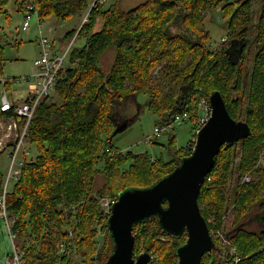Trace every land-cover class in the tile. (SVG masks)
<instances>
[{
    "label": "trees",
    "instance_id": "trees-1",
    "mask_svg": "<svg viewBox=\"0 0 264 264\" xmlns=\"http://www.w3.org/2000/svg\"><path fill=\"white\" fill-rule=\"evenodd\" d=\"M9 2L0 0V14L9 13ZM15 2L19 11L34 4L41 20L88 14L79 29L65 35L71 39L78 31L84 44L72 49L75 65L61 72L54 94L38 106L29 137L37 153L6 197L15 245L24 252L21 264H105L114 243L101 200L149 187L189 156L201 102L215 91L223 94L230 115L246 121L251 132L223 145L199 196L209 228L226 231L237 253L232 255L218 239L202 264H264V225L250 227L248 221L256 207L264 210V0L258 17L255 0H145L129 9L119 0L108 6L100 0ZM217 9L228 19V36L255 29L258 48H248L239 63L228 58L225 44L211 48L206 21ZM100 18L103 26L97 31ZM4 47L0 41V79L5 77ZM110 47L116 53L106 70L101 60ZM250 54L253 62L246 66ZM137 93L148 94L149 107L159 115L157 125L190 114L196 133L173 152L170 132L169 159L113 144L117 126L129 121V115L120 118L118 112ZM248 174L250 181L244 179ZM3 178L0 171V195ZM230 210L234 219L226 230ZM133 232L136 257L148 251L151 264H178L177 249L187 241L186 232L167 233L155 216L135 224ZM8 254L13 258V251Z\"/></svg>",
    "mask_w": 264,
    "mask_h": 264
},
{
    "label": "water",
    "instance_id": "water-1",
    "mask_svg": "<svg viewBox=\"0 0 264 264\" xmlns=\"http://www.w3.org/2000/svg\"><path fill=\"white\" fill-rule=\"evenodd\" d=\"M234 45L233 42L226 53L237 63L231 57ZM243 49L244 46L239 49V56ZM209 101L212 115L197 131L193 152L153 185L127 189L119 194L108 220L114 249L105 264H151V252L134 255L133 229L138 222L154 216L167 233L173 236L187 233V241L177 249L178 264H202L203 256L216 248L208 221L201 213L199 196L223 145L244 139L251 128L246 121L230 115L221 92H213ZM127 125L128 122L118 125L113 135ZM262 217L264 220V210Z\"/></svg>",
    "mask_w": 264,
    "mask_h": 264
},
{
    "label": "rangeland",
    "instance_id": "rangeland-1",
    "mask_svg": "<svg viewBox=\"0 0 264 264\" xmlns=\"http://www.w3.org/2000/svg\"><path fill=\"white\" fill-rule=\"evenodd\" d=\"M117 1L118 0H106L105 3L108 6ZM119 1L125 9H129L145 0ZM262 3L263 0H255L254 2V11L256 17L259 16V10L261 9ZM7 8L9 12L8 14H0V41L5 46L4 75L6 78H14L10 80V84H8V86L11 87L8 89L10 97H12L11 91H13L15 98L24 99L27 95L28 83L18 82L16 80L21 76L30 75L35 72L34 61L40 55L41 51L39 46L40 38L42 36L47 37L55 44L56 49L61 51L65 50L71 39H73H67L65 37L66 33L74 27L79 29L80 26H82L83 23L88 19V14H75L68 20H59L54 16H50L42 19V26H40L38 15L34 13L29 29L17 33L16 28L22 25L26 12L21 10L19 11L17 9L15 0H10ZM222 15L223 13L221 10L217 9L210 13L206 21L208 29L212 35L211 42L214 43V46L224 45L225 41L222 42L221 39L224 36L226 38L228 37V19L223 18ZM103 21V18L99 19V23L96 27L97 31L103 26ZM84 41V39L77 36L74 41L73 48L82 46ZM214 46H211V48H216ZM115 53V48L110 47L103 56L101 64L106 68V70H108L111 63H113L112 61L114 60ZM248 58L246 66H250L252 64V54H250ZM66 63L70 64L69 57ZM3 90L4 86L0 85V91ZM148 100L149 96L145 93H137L132 95L131 98L129 97L127 99L126 106L128 111L126 114L127 116L129 115V122L125 129L119 131L112 137L113 144L123 151L131 150L140 153L147 151L153 156H162L165 159H169L171 157L168 151L170 136L169 134H164L160 137L154 135L155 127L159 122V115L151 110L148 105ZM196 132L194 130V123L191 119L176 123L175 129L172 132L175 136L172 151L174 152L176 148L187 145ZM28 146L32 152L31 156L34 158L37 153V148L29 142ZM8 164V155L5 152L0 153V171L2 176H4L3 180L5 179L8 171ZM97 183L98 185H101L102 177H98ZM14 184L15 183L10 184L9 191ZM260 211L261 210L256 207L250 212L251 214L248 217V221L252 223L250 227L260 226ZM233 219L234 215L230 210L224 217V225L226 230L232 227ZM100 229L101 228L99 227V232H101ZM220 231L224 236H226V231ZM11 251H13V245L9 230L5 220L0 218V264H7L5 258L8 255V252Z\"/></svg>",
    "mask_w": 264,
    "mask_h": 264
},
{
    "label": "built area",
    "instance_id": "built-area-1",
    "mask_svg": "<svg viewBox=\"0 0 264 264\" xmlns=\"http://www.w3.org/2000/svg\"><path fill=\"white\" fill-rule=\"evenodd\" d=\"M100 1L103 2L106 0ZM25 12L26 14L22 25L16 28L17 33L29 29L34 13L38 15L40 26H42L41 17L34 4H27ZM77 34L78 31L72 37L73 39H71L65 50L59 52L55 50L53 42L50 39L44 36L40 38L39 46L41 51L40 55L34 61L35 72L30 75L21 76L16 80L18 82L28 83L27 95L24 99L15 98L13 91H11L12 97L9 95L8 84L14 78L2 77L0 79L1 86H4V90L1 91V111L5 112L4 115H0V153L5 152L9 157L8 171L3 180L0 195V218H3L6 222L13 245V258L8 254L5 258L7 264H21V258L24 254V252L16 248L14 241L15 234L11 229L13 221L9 219L7 213L6 197L9 192V186L11 183H16L20 179L22 167L27 161L33 159L31 156L32 152L28 146L30 126L36 116L38 106L53 94L61 72L75 65V60L71 61L70 59V54ZM226 39L224 36L221 41L224 42ZM211 46H214V43L211 42ZM214 47L217 48L218 46ZM68 57L70 64L66 63ZM201 105L203 112L194 121L197 131L208 122L212 115V107L209 100L203 99ZM189 119L190 114L188 113L177 114L171 121L156 125L154 135L160 137L164 134H169L174 130L176 123ZM193 144L195 146L196 138ZM153 160H155V157ZM250 179L251 176L249 174L245 176V180ZM117 200L118 197L104 198L101 200L102 208L108 216L111 215L113 205ZM210 232L215 241L219 239L224 246L228 247L232 255H236L237 250L234 247H230V241L221 231L210 229ZM239 260L240 258L236 257L235 262L237 263Z\"/></svg>",
    "mask_w": 264,
    "mask_h": 264
},
{
    "label": "flooded vegetation",
    "instance_id": "flooded-vegetation-1",
    "mask_svg": "<svg viewBox=\"0 0 264 264\" xmlns=\"http://www.w3.org/2000/svg\"><path fill=\"white\" fill-rule=\"evenodd\" d=\"M254 23H256V21H254ZM254 30L255 29H252L251 31H249V33L247 35L237 34L235 36H233V35L231 36L230 35V36L227 37V40L225 41L224 44L227 46V48H229L231 46V44L234 42L235 45L233 46V49L231 51L232 52L231 53V57L233 59H236V62L237 63H239L242 60L243 55H244V52H247L248 48L252 47V50H255L257 48ZM242 46H244V49H243L242 54H241L242 56H239L238 55V51H239V49ZM247 58H248V55H247ZM247 58L245 59V63L247 61ZM252 62H253V59H252ZM259 220H260V226L264 225V220H263V217H262V212H261V214H259Z\"/></svg>",
    "mask_w": 264,
    "mask_h": 264
},
{
    "label": "crops",
    "instance_id": "crops-1",
    "mask_svg": "<svg viewBox=\"0 0 264 264\" xmlns=\"http://www.w3.org/2000/svg\"><path fill=\"white\" fill-rule=\"evenodd\" d=\"M82 15H83V13H82ZM73 29H76V27H74ZM72 30V29H71ZM70 31V30H69ZM68 31V32H69ZM67 32V33H68ZM66 33V34H67ZM53 46H54V48H55V50L56 51H61V50H59V49H56V47H55V44L53 43ZM63 51V50H62ZM128 111V108H127V106L125 105V107L120 111V112H118V116L120 117V118H122L123 116H126L127 114H126V112ZM127 122H129V121H127Z\"/></svg>",
    "mask_w": 264,
    "mask_h": 264
},
{
    "label": "bare ground",
    "instance_id": "bare-ground-1",
    "mask_svg": "<svg viewBox=\"0 0 264 264\" xmlns=\"http://www.w3.org/2000/svg\"><path fill=\"white\" fill-rule=\"evenodd\" d=\"M263 26V25H262ZM258 27H259V25H258ZM261 29V28H260ZM241 35V34H240ZM256 35V34H255ZM261 37V36H260ZM259 39V38H258ZM254 42V41H253ZM257 42V41H256ZM250 44V43H249ZM261 45V44H260ZM260 47V46H259ZM258 48V47H257ZM247 50V49H246ZM204 51V50H203ZM249 51H250V49H249ZM261 51V50H260ZM198 52H200V51H198ZM196 53V52H195ZM205 53V52H204ZM246 53V52H245ZM259 53V52H258ZM191 54V53H190ZM193 54V53H192ZM198 55V54H197ZM189 56V55H188ZM242 56V55H241ZM260 57V56H259ZM229 58V57H228ZM256 58V57H255ZM205 59V58H204ZM249 59V58H248ZM263 59V58H262ZM264 60V59H263ZM213 62V61H212ZM247 62V61H246ZM190 63V62H189ZM244 64H246V63H244ZM247 65V64H246ZM230 66V65H229ZM249 66V65H248ZM217 68V67H216ZM238 68V67H237ZM245 70V69H244ZM239 71V70H238ZM243 73V72H242ZM245 73H246V71H245ZM232 75V74H231ZM200 77V76H199ZM189 78V77H188ZM212 79V78H211ZM232 79V78H231ZM242 82V81H241ZM199 83V82H198ZM223 83V82H222ZM225 86V85H224ZM237 86V85H236ZM205 87V86H204ZM222 87V86H221ZM203 88V87H202ZM201 88V89H202ZM226 88V87H225ZM221 92V91H220ZM238 92H240V91H238ZM242 93V92H241ZM225 94V93H224ZM199 95H200V93H199ZM223 95V94H222ZM229 97H230V95H228ZM177 98V97H176ZM256 114V113H255ZM249 116V115H248ZM240 119V118H239ZM252 121V120H251Z\"/></svg>",
    "mask_w": 264,
    "mask_h": 264
}]
</instances>
